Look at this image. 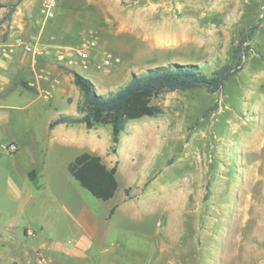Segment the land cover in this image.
<instances>
[{
	"label": "rangeland",
	"instance_id": "374dc122",
	"mask_svg": "<svg viewBox=\"0 0 264 264\" xmlns=\"http://www.w3.org/2000/svg\"><path fill=\"white\" fill-rule=\"evenodd\" d=\"M80 1L60 0L56 24L97 30L87 35L97 43L93 65L76 69L100 94L168 64L210 75L233 64L245 31L257 29L240 53L242 69L221 90L164 91L152 99L162 114L127 123L118 150L132 169L116 177L110 201L69 174L81 152L51 142L48 122L75 115L73 105L52 110L37 99L26 107L31 93L1 95L0 264H264V0H97L95 11ZM33 15L43 18L41 5ZM103 51L121 61L108 75L94 68ZM99 130L96 156L112 136L110 125ZM37 165L36 182L19 172ZM126 187L144 191L134 199L142 207L113 214L106 234L82 242L64 203L109 214Z\"/></svg>",
	"mask_w": 264,
	"mask_h": 264
},
{
	"label": "crops",
	"instance_id": "0c3cea01",
	"mask_svg": "<svg viewBox=\"0 0 264 264\" xmlns=\"http://www.w3.org/2000/svg\"><path fill=\"white\" fill-rule=\"evenodd\" d=\"M96 1L97 0H82L80 2H85L89 8L95 11L96 7L94 3H96ZM14 2H16V0H0V3L5 4H12ZM41 2L42 0H21L15 8V11L10 15V18L6 20H3L6 15H3V11L6 10L7 13V9H0V96L6 95L8 99H18L23 95L31 93L36 98L26 105V107L34 104L37 99H42L52 110L57 107L58 102L69 106L73 105L76 110L75 115H77L78 106L81 103L82 97L79 89L73 82L72 72L78 73V71L76 67L70 68L57 63L56 56L58 53L64 51L68 56L74 57L73 50L79 46L83 36L92 34L93 31L97 33V30H94L92 27L81 26L73 31L72 26L66 23L65 27L60 31V28L56 24L57 9L60 6V0H58L59 5L53 19L46 21L44 18L34 19L36 18L35 15H33L34 9L36 6L40 8ZM76 15L78 16L79 14ZM76 20H78V18H76ZM26 44L39 47L41 54L35 57L31 53L25 51L23 45ZM114 68L115 66H112L103 74H110ZM40 70H45L48 73V77L40 76L38 74ZM29 84H32V87H30ZM46 90H51V96L48 99H44L41 96V93ZM111 90H116V88L108 91ZM96 91L100 94L98 89H96ZM103 92L106 93L105 91ZM22 108L24 107H20V109ZM56 118L57 117H54L48 122V134L51 136V142L54 145H58L62 151L72 149L80 151L81 153L78 155L85 153L82 152L83 150H88L87 153L90 154L98 152L97 145L99 140L97 137L98 132L96 131H100V127L105 125L87 129L83 124H59L50 129L49 124ZM110 147L111 144L107 146L101 156H99L106 168L111 169L116 166L115 178L122 176L124 173L131 172L132 166L130 164H125L119 159L118 148L115 154L112 153L107 156ZM10 150L16 152L17 146L11 144ZM40 167V165H37L29 169L22 166L19 172L23 174L24 178L26 177L29 179V173L34 171V179L32 181L36 182L37 179L41 177ZM130 189L131 187H126L124 189L120 199H117L116 203H113L109 214L105 213L98 216L93 210L89 209L88 206L80 205L79 202L70 201L68 204L64 203V206H62L64 213L70 218H73V221L83 228L84 237L82 236V242L92 241L106 234L109 229L106 227H109V219L113 214L118 212L135 213L134 210H139V207H142L134 202V199L141 196L144 191L137 192L138 190L132 191V189ZM126 190H129L128 195L125 193ZM113 197H115V194ZM112 199L113 198L110 200ZM150 202L151 201H148V203L145 204V206L148 207V212L150 209ZM145 206H143V208H145ZM71 210L75 212L71 214ZM111 210H113L112 213ZM80 255L83 258L85 257V254Z\"/></svg>",
	"mask_w": 264,
	"mask_h": 264
},
{
	"label": "trees",
	"instance_id": "16d2710c",
	"mask_svg": "<svg viewBox=\"0 0 264 264\" xmlns=\"http://www.w3.org/2000/svg\"><path fill=\"white\" fill-rule=\"evenodd\" d=\"M20 2L21 0H16L12 4L0 3V9H7L3 20L10 18ZM256 29L257 25H253L245 31L234 53L235 62L221 66L210 75L197 65L168 64L150 68L144 73L132 74L130 80L116 90L98 94L88 79L72 72L73 82L82 97L77 115L62 114L49 124V128L52 129L59 124H83L87 129L110 125L112 133L110 151L115 154L120 143V133L125 130L129 121L162 114V108L152 103V99L160 93L197 88H204L211 93L221 90L225 82L242 69L240 53L242 51L244 56L250 50L248 46L243 45L251 39ZM206 113L203 115L206 116ZM67 170L79 186L94 198L101 201L113 198L117 190L116 166L107 169L101 157L85 152L76 156L69 163ZM34 173V171L29 173L30 180L34 179ZM208 187L209 183L206 184V190Z\"/></svg>",
	"mask_w": 264,
	"mask_h": 264
},
{
	"label": "built area",
	"instance_id": "2783aa9c",
	"mask_svg": "<svg viewBox=\"0 0 264 264\" xmlns=\"http://www.w3.org/2000/svg\"><path fill=\"white\" fill-rule=\"evenodd\" d=\"M58 7V0H42L41 10L44 20H51L55 17L56 9ZM25 51L31 53L33 56L41 54L39 47L34 45H23ZM97 43L96 40L91 36H85L82 38L79 46L73 50L74 57L68 56L64 51L60 52L56 56L57 63L67 66L70 68H75L80 66L82 68H87L90 64L94 63V52H96ZM76 58V59H75ZM93 62V63H92ZM121 63L120 59L114 58L110 53L103 51L102 58L97 63L95 62L94 68L100 72H107L112 66L119 65ZM38 74L42 77H48V73L45 70H40ZM32 87V84H29ZM44 99H48L51 96V90H46L41 93Z\"/></svg>",
	"mask_w": 264,
	"mask_h": 264
},
{
	"label": "bare ground",
	"instance_id": "6f19581e",
	"mask_svg": "<svg viewBox=\"0 0 264 264\" xmlns=\"http://www.w3.org/2000/svg\"><path fill=\"white\" fill-rule=\"evenodd\" d=\"M254 139H255V140H257V139L259 140V137H258V136H255V138H254Z\"/></svg>",
	"mask_w": 264,
	"mask_h": 264
}]
</instances>
